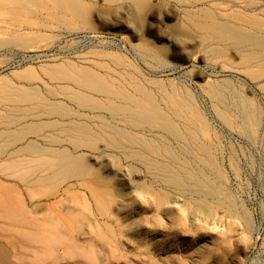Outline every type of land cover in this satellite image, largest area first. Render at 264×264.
Masks as SVG:
<instances>
[{
  "label": "rangeland",
  "instance_id": "rangeland-1",
  "mask_svg": "<svg viewBox=\"0 0 264 264\" xmlns=\"http://www.w3.org/2000/svg\"><path fill=\"white\" fill-rule=\"evenodd\" d=\"M89 74L137 96L139 88L149 92L185 139L162 128L128 127L111 120L106 108L79 102L78 93L101 98L77 84ZM23 92L27 100L20 98ZM39 96L43 158L20 156L22 148L38 152ZM241 99L259 112L249 131L220 115L224 110L236 119ZM182 104L198 117L179 118L175 110ZM72 122L99 133L111 126L127 130L131 137L122 142L133 149L140 137L165 143L194 174L224 186L234 206L226 202L207 209L202 202L194 210L189 206L194 196L137 165V180L125 184L124 194L111 189L108 216L92 205L81 214L73 191L84 189L76 177L66 176L31 197L32 181L49 173L0 172V185L21 199L31 217L55 223L64 217L68 233L79 221L84 230L89 221L93 231H102L105 220L113 231L104 239L92 237L94 259L88 250L61 247L55 261L13 258V264H264V0H0V169L54 159L44 153L48 149L97 158L98 170L125 174L121 153L102 139L77 147L62 136V126ZM24 127L34 132L8 137V130ZM198 145L207 146L208 163L195 157ZM151 180L153 189L168 197L167 204L136 192V183L150 185Z\"/></svg>",
  "mask_w": 264,
  "mask_h": 264
},
{
  "label": "bare ground",
  "instance_id": "bare-ground-1",
  "mask_svg": "<svg viewBox=\"0 0 264 264\" xmlns=\"http://www.w3.org/2000/svg\"><path fill=\"white\" fill-rule=\"evenodd\" d=\"M222 30V28L220 27ZM231 35L243 38L242 34L232 33ZM87 81H77V84L84 86L101 94V98H88L80 93L74 96L79 102L89 104L91 108L104 107L109 112L111 120L119 119L131 128H162L164 132L178 140L185 139L183 131L171 120L166 113L161 110L153 102L149 92L143 88H139V96L132 94L126 88H116L110 82H105L93 75H86ZM213 94L218 97V91L213 90ZM20 98L27 100L29 95L26 92L19 93ZM37 99V98H36ZM235 118L227 116L226 111H221V117L231 126L240 123L241 127L249 131L253 125L259 120V112L257 109H250L249 102L241 99L238 102ZM105 113V112H104ZM179 118L189 121L188 117L182 114L190 115V117H198V112L192 110L187 105H179V109L175 110ZM196 114V116H195ZM102 122L103 118H100ZM146 126V127H145ZM62 136L68 137L70 141L77 147L93 143L98 139L104 141V145L111 149L118 150L122 159L127 163L125 174L110 169L98 170L94 167L98 159L90 160L84 155H73L67 151L53 152L44 150L47 155H53L54 159H44L43 168L49 174H45L42 178L35 182L43 188L53 186L55 183L66 176H74L78 180V186L84 190L75 189L73 193L78 199L79 206L77 211L81 214L92 209L102 217L109 215L108 200L113 197L111 189L116 188L120 195L124 194L125 184L130 181L137 180V165H143L154 179L161 181L166 185L174 186L176 189L190 193L193 199L189 206L194 210H199L207 202L206 208L213 209L214 206L224 204L226 202L232 207L233 202L229 198L226 188L220 185L217 188L210 182H205L202 177L194 174L193 169L187 161H182L176 154L163 142L146 140L143 137L138 139V148L133 149L124 145L122 139H130L128 131L118 127L111 126L109 131L99 133L95 129L79 122H72L63 125L61 128ZM8 137L13 139L22 138L25 130L7 132ZM4 135V134H0ZM192 136L191 133H189ZM196 156H203L205 162L211 159L209 150L205 145H198ZM168 160H165V159ZM109 164V162H106ZM113 164V162L111 163ZM41 183V184H40ZM153 180L150 185L147 183H136V192L142 193L143 197L150 194L153 200L160 205L168 202V197L153 189ZM2 187V185H1ZM10 189L0 188V264H13L15 258L22 262H48L58 259L57 249L61 247H70L78 252L88 250L91 258L96 256L92 250V237L100 235L104 239L105 235L112 234V227L107 221L101 222L102 231L92 230L91 223L87 222L85 230L81 226V222L75 225V232L66 231L65 218H59L55 223L51 218L44 217L33 218L24 215L19 207L12 204L9 195ZM194 200H197L195 202ZM75 227V228H76ZM106 243V242H105Z\"/></svg>",
  "mask_w": 264,
  "mask_h": 264
},
{
  "label": "crops",
  "instance_id": "crops-1",
  "mask_svg": "<svg viewBox=\"0 0 264 264\" xmlns=\"http://www.w3.org/2000/svg\"><path fill=\"white\" fill-rule=\"evenodd\" d=\"M38 98L35 99V101L40 103V107H39V115H40V131H39V133H40V137H39V142H38L39 143L38 144V150H37L38 152L37 153H31V152H27V149L22 148V149L18 150V153H19L20 156H24V157H27V156H40V157L43 158V98L40 97V96ZM10 130H8V131H10ZM21 130H25L26 135L30 131L34 132L33 129H30L28 127H24ZM21 130H18V131H21ZM12 167L13 168L0 169V172L33 173V172H43V171H45V169H43V160L42 161L40 160L39 164H35V165H33L31 163L30 164L29 163L28 164H24V163L17 162ZM20 176H23L21 178H23V180L25 182H30L31 181L30 178L26 177L25 175H20ZM28 179H29V181H28ZM35 181H32V185H33L34 190L33 191L29 190V196H31V197L35 194L36 191H41V192L43 191V183L42 184L40 183L41 185H39V183H37ZM18 185H20V184L18 183ZM0 188L9 189L7 187H3V186L1 187V185H0ZM8 195H9V198H10V201L12 202V204L17 206V207H19L20 209H22V211L24 212V215L29 217L30 215L27 214L26 210L22 206L21 199H19L18 197L14 198L13 194L11 193V190H10V193H8Z\"/></svg>",
  "mask_w": 264,
  "mask_h": 264
}]
</instances>
